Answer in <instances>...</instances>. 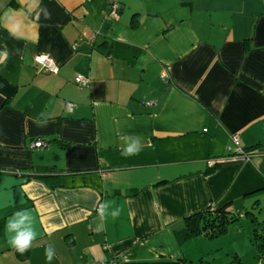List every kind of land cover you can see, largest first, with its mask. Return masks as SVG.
I'll list each match as a JSON object with an SVG mask.
<instances>
[{
  "label": "crops",
  "instance_id": "obj_1",
  "mask_svg": "<svg viewBox=\"0 0 264 264\" xmlns=\"http://www.w3.org/2000/svg\"><path fill=\"white\" fill-rule=\"evenodd\" d=\"M43 7L50 19L37 20ZM108 9L0 0V51L10 53L0 64V264H47L49 244L51 264H191L203 254L175 236L185 216L253 210L264 196V0H119L116 20ZM45 117L47 127L33 123ZM124 134L142 138L138 155H121ZM233 136L250 159L207 172L236 149ZM104 202L119 217L101 221ZM24 209L39 235L21 255L5 225Z\"/></svg>",
  "mask_w": 264,
  "mask_h": 264
},
{
  "label": "rangeland",
  "instance_id": "obj_2",
  "mask_svg": "<svg viewBox=\"0 0 264 264\" xmlns=\"http://www.w3.org/2000/svg\"><path fill=\"white\" fill-rule=\"evenodd\" d=\"M260 199L259 208L252 210L254 217L242 215L215 238L197 237L184 245L179 243L193 254H203L197 256L191 264H261L254 238L256 233L264 230V196ZM246 206H250V203ZM232 208L237 209L234 205ZM176 222L181 221L177 219Z\"/></svg>",
  "mask_w": 264,
  "mask_h": 264
},
{
  "label": "clouds",
  "instance_id": "obj_3",
  "mask_svg": "<svg viewBox=\"0 0 264 264\" xmlns=\"http://www.w3.org/2000/svg\"><path fill=\"white\" fill-rule=\"evenodd\" d=\"M41 15H43L45 19H50L51 13L46 7H43L36 11V19L39 20ZM12 35L13 38H17L15 33H12ZM17 51L19 50L17 49ZM9 56L10 53L5 45L3 50L0 51V64L6 66ZM33 123L38 128H44L48 126L49 120L47 117L44 119L36 118L33 120ZM120 139L123 141L121 155L125 158L138 155L143 148V142L140 136L124 134ZM113 203L114 202H104L99 204L97 213L101 221H105L109 216L113 219L119 217L122 209L119 207L113 208ZM5 232L8 245L16 252L22 255L29 251L33 246V242L36 241L39 235L35 227V217L32 210L24 209L16 211L9 216L5 225ZM44 256L47 264H51L55 259L56 252L51 244L45 248Z\"/></svg>",
  "mask_w": 264,
  "mask_h": 264
},
{
  "label": "trees",
  "instance_id": "obj_4",
  "mask_svg": "<svg viewBox=\"0 0 264 264\" xmlns=\"http://www.w3.org/2000/svg\"><path fill=\"white\" fill-rule=\"evenodd\" d=\"M136 20V16H133V22ZM45 143V142H44ZM66 146V145H63ZM249 149H243L244 153L250 155L247 151ZM214 169V167L208 168L207 172ZM41 171H49V168L40 169ZM38 172V171H37ZM50 172V171H49ZM39 173V172H38ZM157 183L156 185H158ZM260 200L255 199L252 202V207L259 208ZM230 203H226L220 207H207L203 210L194 212L183 218L182 228L175 230V236L180 243H184L193 238L203 237L206 239L215 238L218 235L225 232L226 227L237 221L242 215L251 217L254 214L251 209H244L241 212L235 213L230 208ZM254 217V216H253ZM255 243L259 253L260 263L264 264V230L254 235ZM183 262V261H182ZM180 264V262H177Z\"/></svg>",
  "mask_w": 264,
  "mask_h": 264
},
{
  "label": "built area",
  "instance_id": "obj_5",
  "mask_svg": "<svg viewBox=\"0 0 264 264\" xmlns=\"http://www.w3.org/2000/svg\"><path fill=\"white\" fill-rule=\"evenodd\" d=\"M108 5H109V9H108L107 17L113 20L118 19L119 0H108ZM33 60L45 72H48L51 74H57L59 71V67L53 62V60L48 55H36ZM74 82L80 87H86L89 84V79L81 75H77L74 78ZM66 107L69 110H71L73 105L70 103H67ZM232 141L236 149L233 150L232 147H228L227 148L228 155L226 157H223L218 160L212 159V160L206 161V165L209 168L217 165L219 162H222V161H229V160H235V159L236 160H249L250 159L251 157L250 155L244 153V151L241 148L237 147L238 137L233 136ZM31 146L32 148L41 149L45 146V143L41 140H36L35 142H33ZM87 264H124V263H121L120 261H117V260H109V261L106 260V261H92Z\"/></svg>",
  "mask_w": 264,
  "mask_h": 264
},
{
  "label": "water",
  "instance_id": "obj_6",
  "mask_svg": "<svg viewBox=\"0 0 264 264\" xmlns=\"http://www.w3.org/2000/svg\"><path fill=\"white\" fill-rule=\"evenodd\" d=\"M236 161H239V160H229V161H222V162H219L218 164H226V163H231V162H236Z\"/></svg>",
  "mask_w": 264,
  "mask_h": 264
}]
</instances>
